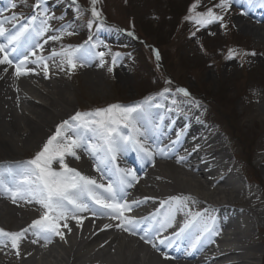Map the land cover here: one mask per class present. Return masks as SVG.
Masks as SVG:
<instances>
[{
	"label": "rangeland",
	"instance_id": "1",
	"mask_svg": "<svg viewBox=\"0 0 264 264\" xmlns=\"http://www.w3.org/2000/svg\"><path fill=\"white\" fill-rule=\"evenodd\" d=\"M16 1L19 3L17 6H21L20 12H17V8L12 10L10 6L5 11L21 17L28 15L31 9L41 10L42 19L45 13L51 17L44 38L49 39L53 35L60 37L53 40L50 45L41 42L45 44L47 50L49 47L52 48L50 51L41 49L39 54L47 59L48 70L57 67L66 74L64 82L72 87L69 93L73 98V109L66 115L78 108L83 110L94 103L112 102L124 106L122 101L135 100L142 91L155 89L161 85L162 89H169L168 83L164 80L167 70L171 72L174 80L208 98L206 101L208 106H212V116L225 126L213 125L212 129H217V135L224 141L225 139L228 141V134L224 130L233 134L231 142L236 143L237 148L236 151L232 148L230 151L237 152L242 159L248 157L251 160L249 163L255 166L264 185V37L242 27L244 20L241 18L244 11L238 7L239 4L244 5L242 0H229L228 8L215 9L223 19L199 30L198 26L185 19L194 0H190L189 3L187 0H99L95 7L107 20L102 25L100 21L95 22L91 18V10L87 8L89 4L91 5V0H79L80 5L74 4L70 8L59 0ZM38 2L39 8L36 7ZM185 2L188 5L182 7ZM217 3L219 0H200L198 11H204ZM11 16L5 14V18ZM90 21L93 22L91 27ZM244 22L252 24L249 20ZM50 23H56L57 26ZM120 27H134L145 42L140 43L138 40L134 41L116 34ZM109 29L116 35L112 36L111 33L109 37L108 33L104 34L107 35L105 37L99 35L101 31L107 32ZM95 34L100 37L97 45H86L89 48L99 47L97 52H103L104 56L100 60H95L97 63L95 66L82 68L79 61L81 55L78 54L80 45ZM104 39L109 40L105 45L102 44ZM145 43H148L147 46ZM152 43L156 45L161 43L165 54L164 61L159 66L153 58V50L150 48ZM235 43L244 45L245 48L242 49L240 45L236 47ZM65 49L75 50L73 59L77 67L74 70L63 61L62 56L46 57V53L53 50L60 53ZM239 49L242 55L229 57V50L236 53ZM117 53L119 55H116ZM94 82L100 83V86L96 87ZM258 94H263V97L257 99ZM208 118L212 120L210 115ZM46 140L47 137L35 148L24 147V143L20 141V147L9 151L4 147L8 145L0 136V159H32ZM228 143L227 145L231 147L230 141ZM53 167L58 168V165L54 162ZM181 182L175 180L174 184L177 187H185L183 181ZM254 187L261 192V186ZM262 204L264 207V202ZM0 224L12 230L17 227L16 220L8 218L0 217ZM254 228L256 233L254 242L261 249V254L264 252V231H258L255 222ZM155 260L159 264L158 258ZM22 263L20 259L18 264Z\"/></svg>",
	"mask_w": 264,
	"mask_h": 264
},
{
	"label": "bare ground",
	"instance_id": "2",
	"mask_svg": "<svg viewBox=\"0 0 264 264\" xmlns=\"http://www.w3.org/2000/svg\"><path fill=\"white\" fill-rule=\"evenodd\" d=\"M243 20L245 19L243 18ZM248 20L253 22L252 19ZM242 23H244L242 26L244 29L264 37V23L254 26L244 21ZM29 61L26 62L27 65L32 63ZM85 61L90 65L93 64L88 59ZM4 68L8 69L7 72L3 71ZM9 68L12 67L4 65L0 68V136L8 145V147L5 145L4 147L9 151L20 147V141L24 143V147L35 148L42 139L53 135L57 126L64 121V117L71 114L66 115L73 109V98L69 93L72 87L63 81L65 75L58 70L54 75H48L44 70L32 71L30 69L31 71L27 75L15 76L17 81L22 78L19 82L25 85L29 93L35 96V99L40 100L35 101L23 93L19 87V90L16 89L17 92L10 88L9 85L14 84L16 80L9 74L13 73ZM94 83L96 87L100 86V83ZM262 97L263 94L257 95V99ZM195 135L197 136V134ZM199 138L206 143L209 157L218 156L227 163L224 165L221 163L218 170L209 167L207 161L197 164L190 155L188 158H184L179 154L174 156L162 152L159 157L156 155L135 171L137 181H133V186L128 187L133 190L130 197L142 194L146 196V202L155 204L159 202L160 198H167L172 205L171 209L165 212L168 219L176 217L181 223L194 221L196 226L204 220L209 211L221 212L227 207L238 206L237 210L240 214L244 213V218L240 219V216L237 215L235 222L219 223L223 227L220 231L225 228H231L233 231L229 233L230 237L223 238L219 234L214 241H216V245L238 243L244 246L229 249L228 252L215 259L202 256L200 251L174 252L164 244H160L159 241L151 239L156 244V247H153L152 243L146 242L150 238L145 236V239H141L144 234L133 238L131 231H124L116 227L120 221L116 225L104 229H99L96 225L93 234L85 238L84 233L89 230L87 227L100 221L97 216L83 221L81 215L92 213L89 211L78 213L82 223L78 224L71 218L67 221L69 228L72 227V222L77 224L83 238L80 236L77 240H73L70 238L73 236L72 229L69 231L68 228L63 227L61 228L62 232L69 238L62 239L60 236L52 235L48 240L44 238V234L33 233L20 245L26 249L23 251L20 249L19 255L17 252L15 253L12 264H18L21 258L22 264H91L97 261L98 264H157L156 258L162 264H264V253L258 254L260 248L253 241L256 236L254 227L249 226V221L245 217L247 214L252 217L258 216L260 220L257 222V226L258 230L261 229L264 211L257 192L247 189V187L241 189V187L235 186L236 175H232L231 171L236 167L232 166L234 163L230 161L231 158L224 154L225 149L222 142L213 141L206 135ZM84 154L85 151H77V155L80 157L78 160L67 156L65 161H69V167L96 179L97 183H104L105 178L96 170L97 160L91 155L85 159ZM212 161L214 160L210 162ZM218 172H220V176H218ZM175 180L183 181L185 187H177L174 184ZM162 184L167 188L162 189ZM32 201L18 197L14 203L11 197H5L3 193H0V217L16 220L17 228L21 231L27 228L25 223H32L39 218L37 210H40L41 206ZM181 203L185 207H182ZM197 213H200L201 216L198 217ZM228 220L230 219L224 221ZM158 224H160V219L156 218L153 221V226H158ZM7 230L10 231V228ZM11 232H15V230ZM135 233H137L136 230ZM204 240L205 244L202 249L206 246V239ZM97 242L99 243L96 244ZM7 246L6 244L4 247ZM5 255H10L9 248L2 251L0 259ZM4 262L8 263L9 261L5 259Z\"/></svg>",
	"mask_w": 264,
	"mask_h": 264
},
{
	"label": "snow or ice",
	"instance_id": "3",
	"mask_svg": "<svg viewBox=\"0 0 264 264\" xmlns=\"http://www.w3.org/2000/svg\"><path fill=\"white\" fill-rule=\"evenodd\" d=\"M98 2L99 0H91V13L93 17L100 20L102 25L101 12L95 7ZM9 3L11 8L17 7L14 0H9ZM229 6V0H219V3L213 5V7L198 11L200 0H194L185 19L198 26L197 30H199V28L207 27L216 21L222 20L223 16L219 15L215 9H226ZM36 7H40L39 2ZM17 19L18 16L13 14L10 18L0 20V37L7 40L6 44L0 43V65L14 68V74L17 77L27 75L31 71L26 64L30 52L32 56L36 57V60L32 61V63L39 62L43 70L47 72L49 67L47 59L43 56H38L35 51L36 47L43 49V45L35 44L27 50L24 49L30 37L33 35L41 36L48 31V20L51 17H48L45 13L44 18L40 19L39 23L36 24L38 16L32 15L28 18L29 23L21 24L15 30H9L5 27V23H10ZM92 23V21L89 22V27H91ZM59 38V36L55 35L49 37L51 40ZM74 51L65 49L57 53L53 50L51 57L62 56L64 61L75 69L77 64L73 59ZM233 54V50H229V57ZM252 54L254 55L255 53ZM98 55L103 58L104 53L100 52ZM116 55H119V53ZM20 56L23 58L20 59ZM156 58L158 60L160 58L158 51L156 52ZM115 62V57H113V64ZM7 70V68L3 69L4 72H7ZM169 91L170 89L166 88L159 95L163 96ZM177 91L183 93L184 96L190 95L188 90L184 88H178ZM151 99V97L148 98V100ZM147 102L146 100L144 103ZM141 111V104L134 106L112 104L106 108L97 109L92 113L78 112L70 120L63 121L57 126L55 133L47 139L41 150L36 153L34 158L25 163L23 171L18 174L19 179H16L17 174H12L14 187H5L2 178H0V189L7 191L14 203L18 197L20 199L27 198L29 201L35 200L44 209V214L39 219L34 220L28 228L19 232H6L4 229H0V237H6L11 241L12 247L17 249V255H19V241L25 237V233L30 229L38 230L34 232L37 235L43 233L44 238L48 240L51 239L52 235L60 236L63 239L64 233L61 228H68L71 231L67 223L68 219L76 220L78 224L82 223L78 213L89 211L94 216L98 212L101 215H108L111 219L120 221L116 227L135 234V227L139 221L126 217L124 213L132 211V206L126 199L125 188L132 187V182L137 181L136 173L132 170L118 169L120 175L117 178L116 186L112 182L108 184L97 183L96 179L83 175L77 169L69 167L65 163V157L71 156L78 160L80 157L77 155V149H83L92 155L93 158H96L98 163H103L104 159L115 161L117 151L124 145H131L137 151L146 153L151 157L152 152L141 140L144 133L137 126ZM90 136H94L99 143L91 144L89 142ZM98 152L104 153L103 159L97 157ZM54 162L58 165V168L53 167ZM96 170L100 171V168L97 167ZM173 199L178 200L179 198ZM133 203L140 202L134 201ZM90 205H98L99 208L91 207ZM196 215L199 216L201 214L197 213ZM62 221L63 224H61ZM190 223H185L180 232L174 233V235L178 237L189 227ZM170 226L171 219H166V222L161 223V231ZM108 227H111V225H104V228ZM203 231L211 232V224H205ZM141 239H145V236H141ZM199 239L200 237L198 236L196 241L193 242V248L197 246ZM165 240L170 242L169 237H164L159 243L164 244ZM146 242L152 243V246L156 247V244L151 239L146 240Z\"/></svg>",
	"mask_w": 264,
	"mask_h": 264
},
{
	"label": "trees",
	"instance_id": "4",
	"mask_svg": "<svg viewBox=\"0 0 264 264\" xmlns=\"http://www.w3.org/2000/svg\"><path fill=\"white\" fill-rule=\"evenodd\" d=\"M173 9H174V8H173ZM173 9H172V10H173ZM175 11H176V10H174V12H175Z\"/></svg>",
	"mask_w": 264,
	"mask_h": 264
}]
</instances>
